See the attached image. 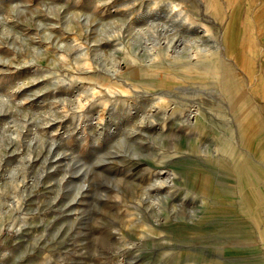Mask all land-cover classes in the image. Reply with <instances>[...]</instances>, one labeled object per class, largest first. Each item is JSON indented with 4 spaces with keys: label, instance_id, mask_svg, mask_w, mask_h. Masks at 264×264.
Segmentation results:
<instances>
[{
    "label": "rangeland",
    "instance_id": "obj_1",
    "mask_svg": "<svg viewBox=\"0 0 264 264\" xmlns=\"http://www.w3.org/2000/svg\"><path fill=\"white\" fill-rule=\"evenodd\" d=\"M0 264H264V0H0Z\"/></svg>",
    "mask_w": 264,
    "mask_h": 264
},
{
    "label": "bare ground",
    "instance_id": "obj_2",
    "mask_svg": "<svg viewBox=\"0 0 264 264\" xmlns=\"http://www.w3.org/2000/svg\"><path fill=\"white\" fill-rule=\"evenodd\" d=\"M230 45H231V42H230ZM230 45H229V46H230Z\"/></svg>",
    "mask_w": 264,
    "mask_h": 264
}]
</instances>
